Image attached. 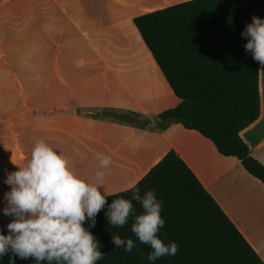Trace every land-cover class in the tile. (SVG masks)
Masks as SVG:
<instances>
[{
  "label": "crops",
  "instance_id": "crops-1",
  "mask_svg": "<svg viewBox=\"0 0 264 264\" xmlns=\"http://www.w3.org/2000/svg\"><path fill=\"white\" fill-rule=\"evenodd\" d=\"M189 0H29L38 4L41 51H53L52 92L39 93L38 107L0 110V230L5 216V183L43 139L82 178L95 179L97 153L111 156L105 197L134 187L174 150L264 261V184L235 157L179 123L157 129V116L176 107L174 95L135 27V17ZM0 17L10 8L2 7ZM7 10V11H6ZM1 19V18H0ZM7 36H12L9 30ZM43 41V42H42ZM50 58V57H49ZM47 60V59H46ZM50 60V59H49ZM264 66L260 64L261 114L240 136L264 166ZM131 111L150 119L138 128L104 117L97 110Z\"/></svg>",
  "mask_w": 264,
  "mask_h": 264
},
{
  "label": "trees",
  "instance_id": "trees-1",
  "mask_svg": "<svg viewBox=\"0 0 264 264\" xmlns=\"http://www.w3.org/2000/svg\"><path fill=\"white\" fill-rule=\"evenodd\" d=\"M256 16L264 19V0H189L135 17L133 23L152 54L179 104L157 116V129L174 123L195 130L209 139L225 157L237 158L244 169L264 184V166L252 157L240 133L261 114L260 63L245 51L246 25ZM94 117L108 118L138 128L150 119L131 111L97 110ZM143 195L154 190L162 201L165 225L158 237L175 242L178 252L149 261L151 248L131 232L133 218L124 227H113L106 217L113 199H131L132 191ZM106 198L97 214L83 226L91 232L104 253L96 264H264L262 258L205 189L193 171L174 150L129 191ZM136 214L142 212L132 201ZM8 235V228L0 230ZM133 239L131 253L115 249L112 235ZM37 264L11 251L0 264ZM46 264V262H40Z\"/></svg>",
  "mask_w": 264,
  "mask_h": 264
},
{
  "label": "clouds",
  "instance_id": "clouds-1",
  "mask_svg": "<svg viewBox=\"0 0 264 264\" xmlns=\"http://www.w3.org/2000/svg\"><path fill=\"white\" fill-rule=\"evenodd\" d=\"M241 35L248 38L245 51L264 66V19L254 16ZM96 160L95 179L87 180L73 170L64 154H58L43 139L36 140L30 157L5 180L11 190L5 193L7 207L3 212L14 219L7 225L9 234H0V256L11 251L21 259L34 258L37 264H96L103 259L98 241L83 226L91 220L90 227H95L96 216L107 203L99 189L104 185L103 169L110 167L112 158L97 153ZM127 191V187L115 189L116 193ZM132 201L141 205L140 214ZM161 211L162 201L157 200L154 190L141 195L135 188L131 199H113L106 217L111 226L121 228L132 217L131 232L140 243L150 246L147 259L156 261L178 252L175 242L165 244L158 237L165 225ZM111 242L114 250L127 253L135 247L133 239H122L118 234L112 235Z\"/></svg>",
  "mask_w": 264,
  "mask_h": 264
},
{
  "label": "rangeland",
  "instance_id": "rangeland-1",
  "mask_svg": "<svg viewBox=\"0 0 264 264\" xmlns=\"http://www.w3.org/2000/svg\"><path fill=\"white\" fill-rule=\"evenodd\" d=\"M2 3L12 18L6 19L7 12L0 17V110L38 107L39 93L52 92L56 86L54 53L41 51L38 4ZM7 30L12 36L6 35Z\"/></svg>",
  "mask_w": 264,
  "mask_h": 264
},
{
  "label": "built area",
  "instance_id": "built-area-1",
  "mask_svg": "<svg viewBox=\"0 0 264 264\" xmlns=\"http://www.w3.org/2000/svg\"><path fill=\"white\" fill-rule=\"evenodd\" d=\"M2 1H8V0H2Z\"/></svg>",
  "mask_w": 264,
  "mask_h": 264
}]
</instances>
